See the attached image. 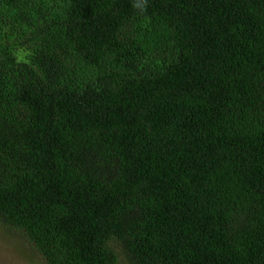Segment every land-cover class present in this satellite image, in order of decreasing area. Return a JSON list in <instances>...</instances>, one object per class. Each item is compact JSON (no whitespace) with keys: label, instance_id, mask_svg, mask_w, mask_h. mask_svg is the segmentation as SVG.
<instances>
[{"label":"trees","instance_id":"obj_1","mask_svg":"<svg viewBox=\"0 0 264 264\" xmlns=\"http://www.w3.org/2000/svg\"><path fill=\"white\" fill-rule=\"evenodd\" d=\"M0 227L44 264H264V0H0Z\"/></svg>","mask_w":264,"mask_h":264},{"label":"rangeland","instance_id":"obj_2","mask_svg":"<svg viewBox=\"0 0 264 264\" xmlns=\"http://www.w3.org/2000/svg\"><path fill=\"white\" fill-rule=\"evenodd\" d=\"M20 239L16 230H3L0 227V264H39V261L44 264L28 246L18 250Z\"/></svg>","mask_w":264,"mask_h":264}]
</instances>
